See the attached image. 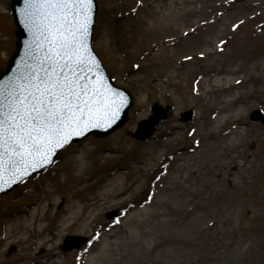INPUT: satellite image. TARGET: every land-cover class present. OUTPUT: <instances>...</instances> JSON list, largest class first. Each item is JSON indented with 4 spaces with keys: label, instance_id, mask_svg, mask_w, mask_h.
Instances as JSON below:
<instances>
[{
    "label": "rangeland",
    "instance_id": "374dc122",
    "mask_svg": "<svg viewBox=\"0 0 264 264\" xmlns=\"http://www.w3.org/2000/svg\"><path fill=\"white\" fill-rule=\"evenodd\" d=\"M10 2L0 0V70L17 40ZM97 2L94 48L134 105L121 129L71 145L53 169L0 197V264H264V121L250 119L254 110L264 114V0ZM201 7L203 16L194 13ZM224 10L202 45L176 49L162 34ZM220 76L226 81L213 83ZM240 77L248 83L236 85ZM233 102L246 107L220 113ZM155 103L172 106L171 119L149 141L135 139ZM188 110L195 118L185 124ZM225 115L235 121L220 126ZM221 136H231L224 147ZM83 164L79 179L74 170ZM31 220L7 235L11 224ZM68 236L91 245L64 252Z\"/></svg>",
    "mask_w": 264,
    "mask_h": 264
},
{
    "label": "snow or ice",
    "instance_id": "6c2138e0",
    "mask_svg": "<svg viewBox=\"0 0 264 264\" xmlns=\"http://www.w3.org/2000/svg\"><path fill=\"white\" fill-rule=\"evenodd\" d=\"M25 58L0 81V180L52 162L90 129L111 127L123 96L106 84L88 45L93 0H23Z\"/></svg>",
    "mask_w": 264,
    "mask_h": 264
},
{
    "label": "water",
    "instance_id": "95a60500",
    "mask_svg": "<svg viewBox=\"0 0 264 264\" xmlns=\"http://www.w3.org/2000/svg\"><path fill=\"white\" fill-rule=\"evenodd\" d=\"M23 6H24L23 0H12L11 1V12L13 15L14 23L17 26V30L15 31L17 42H16L15 52L11 56L10 60L8 61L7 66L0 71V81H7L8 78L13 75L17 65L21 63L23 58H25V52H26L25 45H26V42L30 39V34L24 26V17L21 14V10ZM97 11H98V6L96 3V0H93V6H92V12H91L92 23L89 29L88 45L91 50L92 56L95 58L97 64L99 65V73L103 76L106 84L110 85L114 90H116L118 93H120L123 96L124 105L121 108L118 119L115 121V123L112 124L111 127H101V128L90 129L83 136L74 137L71 140V142L72 141L81 142L91 135L97 138H104V137L111 135L116 130L120 129L127 122L128 112L134 103V99L128 91L122 88H117L113 84L111 77L105 71L97 55L95 54V51L93 50L92 42H93V33H94V28H95ZM151 111L153 115L149 119L142 121L139 124L136 133L132 134L134 138L138 140H143V141L149 140L153 136V134L162 127L163 124L169 121L172 115L171 107L164 108L160 106L159 104H155L152 107ZM193 117H194V111H188L182 114V121H184L185 123H190ZM251 117L253 121H261V120L264 121L262 112L259 110L254 111ZM68 145L58 150L57 154L52 157L51 163L40 166L36 168L35 170L29 168L28 173L22 176L20 179L15 180V182H9V176L5 175L4 179L0 180V196L9 193L10 191L18 187L20 184H22L24 181L29 179L32 175L38 174L44 169H47L53 166L58 154L63 149H65ZM115 214L116 213L111 214L109 217H114ZM84 243H85L84 238L71 236L65 240L64 245L62 246V249L65 252L71 251L73 249H79L82 247Z\"/></svg>",
    "mask_w": 264,
    "mask_h": 264
},
{
    "label": "bare ground",
    "instance_id": "6f19581e",
    "mask_svg": "<svg viewBox=\"0 0 264 264\" xmlns=\"http://www.w3.org/2000/svg\"><path fill=\"white\" fill-rule=\"evenodd\" d=\"M227 8H226V10H227ZM230 8H233V6H230ZM226 10L218 12L217 13V16L216 15H213L209 19L207 18V20H200V25L195 26V27L192 26L190 30L189 29H186V28H183L182 30H180V28H182V27H179V26L176 25V26L167 27L166 30L162 34L165 35L166 33H168V35H171L172 36V37H166L165 39H167L166 42L169 43L170 45L176 46V49H178L179 47H183L184 50H185V47L186 46H184V45L187 44V43H192L194 41H197L198 42V45H202L204 42H208V41H206L207 38H211V37L214 36V34L216 33V30L218 28L219 23H221L223 21V18H219L218 16H221V17L226 16V14H228V12ZM196 12H198L200 14V16H203V14H204L205 11L202 8L200 10H195L194 11V13H196ZM221 19H222V21H221ZM236 26H237V24L232 25L230 27V30H231V28L232 29L234 27L236 28ZM199 32H201V33L199 34ZM168 38H170V39H168ZM220 42H219V44H220ZM163 53L165 55H168V52L167 51H164ZM176 56H178V55L175 54L173 56L167 57V59H165L164 62L169 61L170 63H174V62H176L175 61ZM187 58H189L188 55L187 56H184V57H181V59H184V60L187 59ZM207 61L209 62V60H207ZM257 62L258 63L256 65H254L253 69H256V71H261L262 68H260V66H259V63H261V62H259V61H257ZM208 67H210V66H208ZM228 74H230V71H228ZM262 79H263V82H264V77ZM225 81H226L225 77L220 76L219 78L214 79L213 83L218 84V83L225 82ZM234 81H235V84L236 85L237 84H240L241 82L242 83L243 82L248 83L249 78H246V77L245 78H242V77H240V78H236ZM201 82H202V80H201ZM231 87H232V85L228 86L227 88L230 89ZM245 107H246V104L245 103H234L233 102V103L227 104L225 108L224 107L221 108L220 113L221 114L222 113H226V112L227 113H232L235 110H239V109L240 110H243V108H245ZM233 121H235V120L232 119L231 117H228V116L225 115L222 118H220L219 124H220V126H222V125L223 126H226L229 122H233ZM238 131H239V129H238ZM210 135H211V133H210ZM226 135H231V133L226 134ZM230 137H228V136L225 137L224 136V138H223L221 136L220 138H218V140H221L220 143L219 142L218 143L222 147H224V146L227 145V142L230 140ZM215 146H216V142L215 143H212V144L209 143V144H207V146H205L206 147V152H205V156L203 158V161L204 162H207L208 160H211L212 159V157H213L212 151H213V149H214ZM201 148H203V145L199 147V149H201ZM200 152H202V149H201ZM86 169H87V166H85L83 164V165L79 166V168L77 170H74L77 174H73V175L80 179V178H82L86 174ZM195 173H198V171H194L192 174H195ZM68 178L69 177H67L65 179L64 184H66V180ZM121 178L122 177L119 176V175L117 177H115V179L111 182V185H113L114 183L123 182ZM113 186L115 187V185H113ZM253 193H254V191L252 193H250V194L248 193V195L249 196H252ZM237 195L238 194H236V196ZM40 209H41L40 206H38V208H36V210L33 212V218L36 217V216L38 217V214H39ZM33 220L28 221L27 223H25L23 221H19L18 223L13 224V226L11 224L9 226V228H8V234L7 235L10 238L12 236H14L13 235L14 234V228L13 227H16L17 229H20V226L22 224L27 225L28 226L27 229H29V226L30 225H34V221ZM39 222H42V221L40 220ZM32 230H34V228ZM26 232H28V231H26ZM21 236H25V235H21ZM48 241H50V240H48ZM46 243H48V242H46Z\"/></svg>",
    "mask_w": 264,
    "mask_h": 264
}]
</instances>
